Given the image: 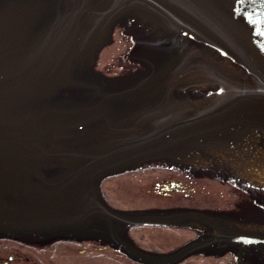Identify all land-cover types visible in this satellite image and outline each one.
Returning <instances> with one entry per match:
<instances>
[{
  "label": "flooded vegetation",
  "instance_id": "flooded-vegetation-1",
  "mask_svg": "<svg viewBox=\"0 0 264 264\" xmlns=\"http://www.w3.org/2000/svg\"><path fill=\"white\" fill-rule=\"evenodd\" d=\"M107 9L96 0H0L8 159H0V264H264L253 245H204L224 229L264 238V131L229 125L73 180L92 164L88 153L256 96L245 69L159 19L113 51L119 14L98 13ZM115 180L144 208L123 213L176 218L144 228L153 230L152 250L136 235L144 229L106 214L111 195L101 185ZM116 238L157 258H134Z\"/></svg>",
  "mask_w": 264,
  "mask_h": 264
},
{
  "label": "water",
  "instance_id": "water-1",
  "mask_svg": "<svg viewBox=\"0 0 264 264\" xmlns=\"http://www.w3.org/2000/svg\"><path fill=\"white\" fill-rule=\"evenodd\" d=\"M130 1V0H126ZM135 5H118L108 11L125 12L141 9L147 15L165 21L170 27L222 52L245 69L256 85V96L250 103H234L220 109L204 111L169 123L143 135L126 140L100 153H89L92 164L72 175L73 180L91 178L122 166L164 155L179 143L199 139L221 131L229 125L264 131V0H131ZM87 1L85 2V7ZM0 159L7 162V152L0 147ZM8 178V177H5ZM7 181H5L6 183ZM4 184V182H2ZM0 185V187L2 186ZM112 218L129 224L172 222L175 217L130 216L112 210ZM204 245L213 242L251 244L264 249V238L229 229ZM119 245L140 259L156 256L143 253L117 240ZM202 246V245H201ZM188 251L176 257L179 259Z\"/></svg>",
  "mask_w": 264,
  "mask_h": 264
},
{
  "label": "rangeland",
  "instance_id": "rangeland-1",
  "mask_svg": "<svg viewBox=\"0 0 264 264\" xmlns=\"http://www.w3.org/2000/svg\"><path fill=\"white\" fill-rule=\"evenodd\" d=\"M123 0H96V2L99 5H104L107 8L116 6L117 4L121 3ZM101 18V17H100ZM103 18V17H102ZM101 18V19H102ZM149 16L144 14L141 11L133 10L125 12L119 16L116 17V21L112 22L111 25V36L113 37V51L115 50V47L122 45V42L119 41H125V40H131L130 38H123L124 36H140L147 33V30L149 29V25L152 24L150 22ZM117 49L115 50V52ZM124 51V50H123ZM126 51V50H125ZM116 178V177H113ZM121 178V177H118ZM109 180V179H108ZM115 181H113L112 184L108 183L107 181L104 183V185H101L102 188H106V191L111 195V205L113 210L117 212H121L120 209H129V210H142L144 209L140 203L137 201H133L131 199L133 191L130 195H126L124 190L121 191L120 186L119 189L115 185ZM118 184H122L123 181L117 182ZM123 213V212H121ZM114 221L118 222V220L114 219ZM153 230L144 229L139 234L137 233V236H145L148 239L144 240L145 242H149L150 244L142 245L146 250H152L153 243L151 242L152 239Z\"/></svg>",
  "mask_w": 264,
  "mask_h": 264
}]
</instances>
